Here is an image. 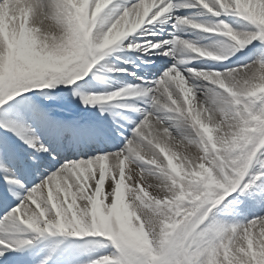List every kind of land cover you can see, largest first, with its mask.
I'll use <instances>...</instances> for the list:
<instances>
[{"label": "snow or ice", "instance_id": "snow-or-ice-1", "mask_svg": "<svg viewBox=\"0 0 264 264\" xmlns=\"http://www.w3.org/2000/svg\"><path fill=\"white\" fill-rule=\"evenodd\" d=\"M0 264H264V0H0Z\"/></svg>", "mask_w": 264, "mask_h": 264}]
</instances>
